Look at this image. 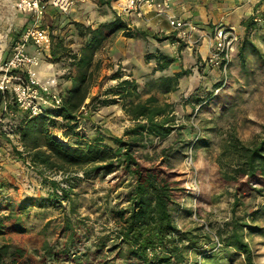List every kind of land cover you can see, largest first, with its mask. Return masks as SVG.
<instances>
[{"label":"trees","instance_id":"obj_1","mask_svg":"<svg viewBox=\"0 0 264 264\" xmlns=\"http://www.w3.org/2000/svg\"><path fill=\"white\" fill-rule=\"evenodd\" d=\"M98 2L113 16L96 26L74 22L82 38L77 51L67 47L62 39L51 42L48 60L68 61L73 69L69 88L62 93L57 91L62 97L61 104L42 105L40 113L30 115L17 106L8 89L0 90V103L4 98L11 99L9 110L17 112V122L11 130L18 134L23 146V150H16L19 157H24L37 170L68 173L74 169L82 170V177L113 173L115 177L125 178L126 204L110 203L106 194L104 205L98 206L105 222L102 229L96 230L88 224V216L79 213L83 205L73 187L82 177L63 179L66 186L56 179L46 180L43 194L8 200L0 209V264H202L198 260L202 252L197 244L204 239L213 244L212 237L208 231H201V227L179 228L173 214L178 200L188 192L183 184L185 180L180 177L182 173L168 162L175 149L162 148L160 159L156 155H140L136 149L152 142L151 137L161 142L177 130L173 105L153 94L141 98L137 81L123 77L120 72L111 77L117 83L106 89L103 93L106 97L91 93L99 69L94 61L97 50L117 36L125 39L146 36L126 15L111 9L107 1ZM154 38L161 41L168 37ZM240 55L244 60L243 52ZM146 59H154L153 70L159 72L176 61L159 49L147 54ZM229 65L230 61L226 68ZM187 73L188 70L181 69L159 75L151 79L150 86L162 92L176 91L179 79ZM224 85L220 81L216 87ZM212 95L200 99L199 105L211 104ZM119 101L134 120L123 135H110L98 129L89 134L78 129L87 109L92 111L97 106ZM216 163L219 183L234 187L233 209L251 191L264 195V136L244 141L229 133ZM54 210L59 213L52 217ZM31 217L45 221L35 233L26 236ZM52 223L58 228L53 238L48 237ZM246 225L233 213L216 234L223 249L232 248L243 256L245 264H256L252 247L243 234ZM14 234L18 236L16 240ZM191 253L194 262L189 259ZM203 254L202 258L209 257Z\"/></svg>","mask_w":264,"mask_h":264},{"label":"rangeland","instance_id":"obj_2","mask_svg":"<svg viewBox=\"0 0 264 264\" xmlns=\"http://www.w3.org/2000/svg\"><path fill=\"white\" fill-rule=\"evenodd\" d=\"M14 1L0 0L2 55L11 52L13 43L20 37L24 26L32 23L31 18L26 19L28 13H22L14 7ZM190 15L191 11L190 14H185V18ZM112 16V12L105 5L91 0L77 4L68 14L60 13L49 6L41 24L50 30L52 43L62 39L67 47L77 51L81 47L82 38L79 37L74 22L96 26ZM129 21L144 30L146 36L127 39L117 36L97 50L94 61L99 64V69L95 85L91 88L92 95L106 97L103 94L106 89L117 83V79L111 77L120 72L123 77L137 81L141 98L153 94L160 101L171 103L177 130L161 142L156 137H151L152 142L136 149L140 155H156L158 159L162 157V148L171 146L175 149L168 162L182 173L180 177L185 180L183 184L188 191L178 200L173 211L178 227L184 230L201 227V231H208L212 237L213 244H208L205 239L197 244L202 252L198 255L202 264H245L243 256L237 251L222 248L216 234L234 213L235 217L247 224L243 227V234L252 247L255 263L264 264V195L251 191L248 196L241 197L242 203L233 209L234 187L219 183L216 163V157L229 133H235L244 141L264 136V9L254 8L251 15L243 21V29L239 33L233 29L236 40L229 56L230 65L226 69L223 68L222 60L207 64L205 60L198 59L195 50L187 49L184 41L177 36L173 39L174 42H166L168 45L163 46L160 43L163 40L157 41L161 51H168L171 45L174 46L171 55L182 69L188 70L176 93L162 92L150 86L151 79L164 72L154 71V59H146L155 46L152 34L158 33L146 24L137 23L136 18L133 22ZM241 52L244 60L241 59ZM49 62L46 57L41 60L39 78L44 82L54 73L56 84L52 90L62 93L71 84L69 75L73 69L68 61L51 62L52 65L47 67ZM220 81L225 82V85L218 89L216 85ZM211 94V104L199 105L200 99ZM89 110L84 113L85 117L78 128L82 132L91 134L98 129L106 134L121 136L125 129L134 124V120L122 108V101ZM2 113L0 103V209L5 207L8 200L18 201L25 195L43 194L46 191V180L56 179L66 186L63 179L83 176L82 170L72 169L68 173L56 169L37 170L24 157H19L16 150H23V146L18 134L11 130V126L17 122V112L10 110L5 116ZM126 183L125 178L115 177L112 173L82 177L75 184L73 190L83 205L79 208V213L88 216L87 222L90 226L96 230L102 229L105 219L98 206L104 205L106 194L110 196V203L119 201L121 205L126 204ZM58 213L59 210H54L51 216L55 217ZM44 221L45 219L31 217L27 222L29 230L24 235L35 233ZM51 225L53 228L49 229L48 237L53 238L57 235L55 232L58 228L53 223ZM13 236L15 240L18 238L16 234ZM203 253L209 257L202 258ZM194 258V254H189L190 261L194 262Z\"/></svg>","mask_w":264,"mask_h":264},{"label":"built area","instance_id":"obj_3","mask_svg":"<svg viewBox=\"0 0 264 264\" xmlns=\"http://www.w3.org/2000/svg\"><path fill=\"white\" fill-rule=\"evenodd\" d=\"M91 0H15L14 7L28 13L32 23L25 27L20 37L16 39L11 48L10 55L2 59L0 57V90L8 89L17 106L35 115L41 112L42 105L59 106L62 101L61 95L52 90L56 84V78L41 81L38 68L43 57H50L49 50L52 42L51 32L41 24V20L49 6L63 14H68L73 8L83 2ZM99 1V0H97ZM111 9L117 13L126 15L129 20L143 19L148 12L154 11L156 16L166 15L169 25L176 31V36L192 48L197 39L192 37L197 26L188 19L167 14L170 11L173 0H104ZM256 17L259 19L258 14ZM236 34L231 27L217 26L213 31V42L210 46L205 62L215 64L222 60L223 68L226 69L230 60V53L234 49ZM34 47V52L28 50V46ZM52 65L51 62H49ZM9 99L1 101L2 114L9 110ZM86 112V110H84ZM0 117V121H1ZM2 149L0 145V160ZM1 165V163H0Z\"/></svg>","mask_w":264,"mask_h":264},{"label":"crops","instance_id":"obj_4","mask_svg":"<svg viewBox=\"0 0 264 264\" xmlns=\"http://www.w3.org/2000/svg\"><path fill=\"white\" fill-rule=\"evenodd\" d=\"M254 8L264 9V0H173L172 7L170 11L167 12V14H173L177 17L191 20L196 24L197 30L193 33L192 37L194 39H197L198 41L194 46H192V48L187 45L186 46L187 49L191 51L195 50L198 59L201 58L204 61V59L208 56L210 46L213 42V31L215 27H231L239 33L243 29V21H245V19L251 15ZM188 9H190L191 15L189 16V18H185V14H190V11ZM29 18L30 17L27 15L26 19L28 20ZM136 22L139 24H146L147 26L153 28L155 30L154 32L158 33L152 34V39L155 42L153 51L157 49L161 50L159 47L160 43H163V46L168 45L167 43H169V41L171 43V41H173V39L175 40L176 38V31L169 25L166 15L156 16V13L154 11H150L147 13L145 18L137 19ZM28 25L29 24L27 23L24 28ZM154 37L168 38L159 43L157 41L160 40H157ZM171 46L167 49L168 51H162L171 55L174 47ZM28 50L33 53L34 47L32 45H29ZM9 55L10 53H5L3 55L2 53H0V57L2 59L7 58ZM152 65L155 66V63ZM48 66L51 65L48 64L47 67ZM181 69V65L175 61L169 66L167 71L165 70L161 74H172ZM54 77L56 76L53 73L48 77L47 80ZM182 77L179 79V87L182 83ZM178 90L179 89H177L176 91H172V93H176Z\"/></svg>","mask_w":264,"mask_h":264},{"label":"bare ground","instance_id":"obj_5","mask_svg":"<svg viewBox=\"0 0 264 264\" xmlns=\"http://www.w3.org/2000/svg\"><path fill=\"white\" fill-rule=\"evenodd\" d=\"M49 80H51V79H49Z\"/></svg>","mask_w":264,"mask_h":264}]
</instances>
